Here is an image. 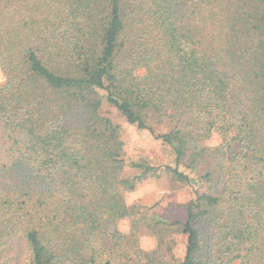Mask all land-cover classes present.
<instances>
[{
  "label": "trees",
  "instance_id": "1",
  "mask_svg": "<svg viewBox=\"0 0 264 264\" xmlns=\"http://www.w3.org/2000/svg\"><path fill=\"white\" fill-rule=\"evenodd\" d=\"M0 70V264H155L163 232L178 264H264V0H0ZM104 101L173 165L128 160ZM160 169L183 221L125 202Z\"/></svg>",
  "mask_w": 264,
  "mask_h": 264
},
{
  "label": "rangeland",
  "instance_id": "2",
  "mask_svg": "<svg viewBox=\"0 0 264 264\" xmlns=\"http://www.w3.org/2000/svg\"><path fill=\"white\" fill-rule=\"evenodd\" d=\"M3 82V74L0 70V83ZM103 113H109L113 123L120 126V140L123 144V151L128 160L141 162L153 167L173 165V155L170 149L164 146L159 140L145 130H138L134 125H129L106 102L102 104ZM164 128H155V132L165 131ZM219 140L216 135L206 140L205 147H214ZM182 170V169H180ZM184 171V170H183ZM134 171H126L125 174H135ZM194 198L193 187L174 183L163 169H160L154 176L142 181L137 188L125 196L128 205L137 204L140 206L139 215L150 221L152 218H159L167 223L183 221L185 218V205ZM137 221V220H136ZM132 218L119 222L118 229L123 234L130 232ZM137 240L138 247L151 253L158 247V236L146 229L143 222L138 225ZM162 243L159 247L158 262L155 264H178L184 255L185 236L180 233L163 232ZM171 247L169 252L165 249ZM28 252L20 244L15 247L12 253L11 264H27Z\"/></svg>",
  "mask_w": 264,
  "mask_h": 264
}]
</instances>
